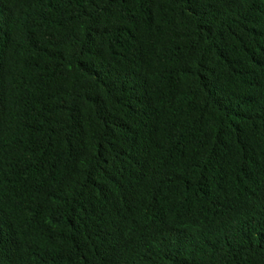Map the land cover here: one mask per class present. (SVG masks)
<instances>
[{"label":"trees","instance_id":"16d2710c","mask_svg":"<svg viewBox=\"0 0 264 264\" xmlns=\"http://www.w3.org/2000/svg\"><path fill=\"white\" fill-rule=\"evenodd\" d=\"M0 264H264V0H0Z\"/></svg>","mask_w":264,"mask_h":264}]
</instances>
